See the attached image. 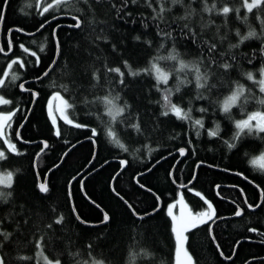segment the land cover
Segmentation results:
<instances>
[{
    "label": "trees",
    "instance_id": "obj_1",
    "mask_svg": "<svg viewBox=\"0 0 264 264\" xmlns=\"http://www.w3.org/2000/svg\"><path fill=\"white\" fill-rule=\"evenodd\" d=\"M48 2L0 0V48L9 51V42L12 47L9 54L0 52V76L12 60L25 62L23 69L12 66L0 88V95L11 101L0 104V113L20 109L5 131L17 151L6 150L0 138L6 150L0 170L13 172L11 188L0 185V192L12 194L0 198V230L11 233L7 240L0 236L6 264H46L42 255L61 264H175L173 221L165 208L180 195L193 212L207 208L205 199L216 209V218L186 232L194 264H264V167L251 161L264 155V133L245 129L234 138L236 121L264 111L258 83L264 68V4L249 12L243 0H206L209 8L215 5L206 12L205 0H66L41 15ZM225 6L232 9L227 15L221 12ZM73 17L82 21L80 28L70 27L76 23ZM249 31L257 35L240 43ZM203 41L215 42L216 49L210 54ZM236 44L239 47H230ZM173 49L177 60L157 59L174 54ZM180 59L199 62L212 87L197 88L194 71H181ZM212 59L217 63H210ZM125 61L138 75L130 74ZM154 62L171 73L167 84L143 71ZM224 62L232 68H220ZM117 67L124 73L123 84L117 73L107 71ZM13 72L19 79H11ZM249 72L253 80L247 78ZM27 80L34 81L25 84L30 91L24 92L19 85ZM237 84L243 85L244 94L225 113L223 101ZM32 90L38 93L33 106ZM168 90L172 103L185 112L191 109L189 119L161 115ZM54 93L72 105L67 109L72 123L51 119L47 102ZM104 97L124 112L113 118ZM196 119L203 121L202 128L194 124ZM217 125L218 135L210 136ZM42 140L48 147L36 167ZM122 160L128 162L124 168ZM47 173L49 191L41 193L38 174L44 181ZM178 184L189 185L181 189ZM245 199L255 209L248 208ZM129 204L141 215H152L140 220ZM238 207L243 209L239 216ZM60 216L62 223H55Z\"/></svg>",
    "mask_w": 264,
    "mask_h": 264
},
{
    "label": "snow or ice",
    "instance_id": "obj_2",
    "mask_svg": "<svg viewBox=\"0 0 264 264\" xmlns=\"http://www.w3.org/2000/svg\"><path fill=\"white\" fill-rule=\"evenodd\" d=\"M66 0H49V2L47 3L46 6H44L41 10V15H43L46 12H49L50 9H54L58 6H60L62 3H65ZM133 3L136 2V0H132ZM183 0H171L172 4H177V3H182ZM261 4H264V0H252V2L250 3L249 0H243V5L244 7H246V9L251 12L253 8L259 7ZM151 6V5H149ZM3 8L4 5H0V21L3 20ZM213 9H215V5L213 4L211 8H209L207 6L206 0H205V8L204 11L206 12H211ZM165 7L163 4L160 5L159 8V14H163L165 12ZM232 9H230L229 7L225 6L221 9V12L224 15H227L229 12H231ZM238 11V10H237ZM129 15H131V13H129ZM53 19H56L57 17L53 16ZM162 18V16H161ZM73 19L76 21V23L74 25H71L70 27H75V28H80L82 21L79 19V17H73ZM154 19H156V17H154ZM185 19H187V17H185ZM147 25H145L146 27ZM41 28L44 27V24L40 25ZM185 28L188 27L187 24L184 25ZM19 31H23L22 29H20ZM53 34L55 35V29L53 30ZM183 34V33H182ZM164 36L170 37L171 33L170 32H163ZM191 38L193 40H195V36L196 33L194 31L190 32ZM237 35H239V33H237ZM257 34L255 31H249L247 33L246 36H242L240 38V43H243L245 40H248L250 37H255ZM136 40H139L140 37L137 36L135 37ZM147 43H151V41H148ZM203 43L208 44V52L211 54L217 47L216 43H208L207 41H203ZM20 47L23 49L24 52H28L29 50L27 48H24L23 45H20ZM231 48H236L239 47L238 44L236 45H230ZM9 48H11V42H9ZM56 48H57V54H59V40L57 39L56 41ZM113 50H115V45H113ZM4 49L0 48V52H3ZM40 51H43V48L40 49ZM173 53L169 55L168 57H158V60H163V59H169V60H177L178 59V53L175 52V49H173ZM32 56H36L35 52L31 53ZM221 56L224 55L223 52L220 53ZM230 59L232 61L236 60V56L235 55H231ZM179 69L182 71L184 69H188L191 68L194 73H195V81H196V87L197 88H210L212 87V85H209L208 81L210 79V75L208 72H201L200 70V64L199 62L197 63H193V64H188L186 63L183 59H180L179 61ZM249 63H251V59H249L248 61ZM36 63L39 64V57L36 56ZM210 63L215 64L217 63V61L215 59H212L210 61ZM125 67H129V71L130 74L132 76H136L138 75L137 72H132L130 69V66L128 65L127 61L124 62ZM13 65H19L20 68H24L25 67V62L22 59H14L11 61V63L8 65L7 70H5L2 74V76H0V88H3L5 86V82L9 77V73L12 69ZM232 63L229 62H224L222 64H219V67L222 68L223 70L227 71L230 68H232ZM108 72H115L120 76V83L123 84L124 80H123V76L124 73L121 71L120 68H107ZM144 72H153L155 74V78L157 80L158 83H164L167 84L168 79L171 75V73H167L165 72L158 63L154 62L151 65V69L145 68L143 69ZM45 76L48 75V72L46 71L44 73ZM247 78L249 80H253L254 79V75L253 73L249 72L246 74ZM260 75L261 77H264V68L260 69ZM99 77H97L98 79ZM11 79L12 80H17L19 79V77L13 72L11 74ZM39 79V77H38ZM25 83H27V81H25ZM181 83H185V81H181ZM258 83L261 85V91L264 92V79H261L258 81ZM20 89L22 91H30V89H27L24 87V84H20L19 85ZM177 91H179V86H177ZM244 87L243 85H239L237 84L235 87V90L231 93V95H229L228 97L225 98V100L223 101L222 104V110L225 113H229L231 108L236 104L237 100L239 99L240 96H242L244 94ZM170 94H171V90H168V92L163 96V108L164 110L161 112L162 116H168L169 113L175 115L178 119H189V113L191 112V109L189 108L187 112H185V110L181 107H179L177 104H174L171 102L170 100ZM38 95V93H33V96ZM198 98H203L198 97ZM54 100H60L61 103L65 104L67 107H72V105L68 104L67 101H65L63 99V97L60 96L59 93H57L56 95L53 96ZM104 102L106 103V105H108V113L109 115H112L113 118H115L116 115H120L124 112V107H117L114 103L113 99H109L108 97H104ZM118 99V97L116 98ZM0 103L2 104H10L11 101L4 99L3 97H0ZM261 103H264V101H261ZM20 109H16L15 111H19ZM15 111H11L8 114H3L0 113V138H2L5 135V125H7L8 127L11 126V120L12 117L15 115ZM200 112H205L206 109L205 108H200L199 109ZM65 119L67 120V117H65ZM256 121L255 124H253L252 122ZM68 123H72L71 120H67ZM236 128L239 130L236 134H235V139H239L240 135L244 132L245 129L248 130V132H252V131H258L261 133H264V112H254L248 115L247 119H243V120H239L236 121ZM194 124L199 126V127H203V121L201 119H196L194 121ZM76 127H82V125L80 124H76ZM133 127H135L138 131H139V125H133ZM93 131V135H95V129L92 130ZM219 133V125L216 126L215 130H209L208 134L210 136H217ZM59 131L56 132V135H59ZM199 134V133H197ZM109 135H111L113 137V140L116 143H119L118 140H116V137L113 133H109ZM7 143V141H5ZM236 145L233 144H229L230 148H234ZM44 148H47L48 145L45 142L43 145ZM120 147H123V145L121 144ZM6 150H10L11 152H16V146L14 144L8 143V149ZM6 150H0V159L6 158L5 157V151ZM181 154L184 153V150L181 149L180 150ZM259 160H264V155H262ZM122 164L126 165L128 162L127 161H121ZM253 163H257L256 160L253 161ZM262 167H264V165H261ZM11 179H12V173H7L6 176H0V185H5L8 188H11ZM193 179H195V177H193ZM141 187H143L141 185ZM183 187H187L186 185H183ZM38 188L40 190L41 193H47L49 191L47 183H40L38 185ZM192 189H189V191H191ZM150 191V189H149ZM11 192L5 194L4 192H0V198H5V196H11ZM197 196H200L201 194L199 192L196 193ZM262 195H264V193H262ZM202 199H204L203 197H201ZM5 202H7V200L5 199ZM205 204L207 205V208L204 211H198V212H192V211H185V208L182 207L180 210V214H179V219H177V217L172 213V209L175 207V205H170L168 208V214L172 217V220L175 222L174 223V227H173V232L175 234V239L177 242V247H176V255H177V264H183V262L180 260V256L181 253H183L184 257L188 260L191 261V256L188 254V252L185 249V244L187 242L188 237L185 235L186 232H188L190 229H194L196 227H198L201 223H207L210 220H213V217L215 216V209L213 208V205L211 204V202L207 201L205 199ZM181 204H183V200L181 199ZM245 204H247V200L245 199ZM248 208H252L253 205L251 204H247ZM260 205L257 204L256 207H259ZM130 211L132 212V214L134 216H136L138 219L140 220H144L146 216L148 215H152V213H145L144 215H141L139 213L136 212L135 208L132 205H128ZM243 212V209L238 207V210L236 211L235 215L239 216L241 215ZM109 216L107 214L104 215L103 218V222L107 223L109 221ZM63 221V217L60 216L55 223L60 224ZM49 228H51V225L48 226ZM250 231L255 232L256 229H250ZM0 236H2L5 240H7L10 236L11 233H8L6 231H2L0 230ZM42 239V238H41ZM214 239V237H213ZM2 243H0V247H2ZM37 247H40V243H37ZM89 247H91V245H89ZM42 255V252H41ZM221 255H223V253H221ZM230 257H226V259H228ZM21 259H28L27 257H21ZM43 259L46 261V264H61V261L59 259H56L54 262L51 260H48L47 257H43ZM0 264H6V259L3 255H0ZM93 264H103L102 261H94Z\"/></svg>",
    "mask_w": 264,
    "mask_h": 264
},
{
    "label": "rangeland",
    "instance_id": "obj_3",
    "mask_svg": "<svg viewBox=\"0 0 264 264\" xmlns=\"http://www.w3.org/2000/svg\"><path fill=\"white\" fill-rule=\"evenodd\" d=\"M249 2L251 3L252 2V0H249ZM261 79H264V77H261L260 78V80ZM260 87H261V85H260ZM264 93V92H263ZM57 93H54L53 94V96L54 95H56ZM231 95V94H230ZM53 96H51L50 97V99H49V101H48V106H49V111H50V113H51V116L53 117V119H55L56 117H57V115L58 114H61L63 117H62V119H64V120H66L65 119V117H67L68 119L67 120H71V118L69 117V114H68V112H67V109H68V107L65 105V104H63V103H61V101L60 100H54L53 99ZM61 97H63V99L65 100V101H67L66 100V98L63 96V95H60ZM0 97H3V96H1L0 95ZM4 99H5V97H3ZM225 100V99H224ZM238 101V100H237ZM68 103V102H67ZM0 104H2V103H0ZM67 107V108H66ZM254 112H264V111H262V110H256V111H253V112H251V113H254ZM251 113H249V114H251ZM3 114H8L7 112L6 113H3ZM248 114V115H249ZM68 115V116H67ZM248 115L245 117V118H243V119H247V117H248ZM52 119V120H53ZM243 119H241V120H243ZM54 121V120H53ZM253 124H255L256 123V121H253L252 122ZM8 126L7 125H5V129L7 128ZM3 139L5 140V141H7V143H6V145L8 146V143H11V144H14L7 136H3ZM15 145V144H14ZM0 150H5L4 148H1L0 147ZM6 152V151H5ZM263 155V154H262ZM262 155H259V156H257V157H255V158H253V160H251L252 161V163H253V161L254 160H256L257 161V163H255V165L256 166H259V167H262L261 165H264V160H259V158L262 156ZM254 164V163H253ZM7 173H12V179H11V184H12V182H13V172L12 171H10V170H0V176H6V174ZM2 186H5V185H2ZM174 202H171V203H169L168 204V206H167V211H168V208H169V206L170 205H172ZM182 207H184L185 208V211L187 212V210H188V206L186 205V203L183 201V204H181V208ZM179 210V209H178ZM192 210V209H191ZM172 213L177 217V219H179V214H180V211H174V210H172ZM174 221H173V227H174ZM185 235H186V233H185ZM176 247H177V242H176ZM185 249H186V251L188 252V254L191 256V254H190V252H189V250H188V248H187V245L185 244ZM42 257H44L43 255H42ZM180 260L183 262V264H194V262H193V259H192V256H191V261H188L185 257H184V255H183V253H181V256H180ZM54 262V261H53ZM176 264H177V255H176Z\"/></svg>",
    "mask_w": 264,
    "mask_h": 264
},
{
    "label": "water",
    "instance_id": "obj_4",
    "mask_svg": "<svg viewBox=\"0 0 264 264\" xmlns=\"http://www.w3.org/2000/svg\"><path fill=\"white\" fill-rule=\"evenodd\" d=\"M27 35H32L33 33H26ZM55 38H56V41H57V34H56V30H55ZM12 50V49H11ZM10 50V51H11ZM10 51L9 52H7V54H9L10 53ZM58 55V54H57ZM57 58V57H56ZM30 81H34V80H27V83L28 82H30ZM23 84H24V87L25 88H27L26 87V83H25V81H23L22 82ZM21 83V84H22ZM28 89V88H27ZM33 91V93H37L36 91H34V90H32ZM25 92V91H24ZM37 97H38V95H36V96H34V100H33V103H32V106H33V104L35 103V100L37 99ZM30 114V113H29ZM29 116V115H28ZM25 121H26V119H25ZM25 121H24V123H25ZM24 123H22L21 125H20V127H19V129H18V132H17V137H18V139L20 140V141H22L23 139L21 138V136H20V129H21V126L24 124ZM25 142V141H24ZM42 143H43V145H44V143L46 142L47 143V145H48V142L47 141H45V140H42L41 141ZM29 143V142H28ZM95 146H96V143H95ZM47 148H42L41 149V151L38 153V155H37V157H36V160H35V166L37 167V159H38V157H39V155L43 152V151H45ZM180 151V150H179ZM181 153V152H180ZM185 154V150H184V153L183 154H181L182 156ZM122 161H125V160H122ZM126 165H124V164H122V168H124ZM48 175H49V173H47V175H46V178H45V180L43 181L42 179H41V176L38 174V179H39V184L40 183H47V178H48ZM181 188H183V185H180V184H178ZM189 184H187V186H188ZM261 191V193H262V190H260ZM159 202H160V205H159V207L161 206V200H159ZM158 207V208H159ZM254 207H252V209H253ZM255 209V208H254Z\"/></svg>",
    "mask_w": 264,
    "mask_h": 264
},
{
    "label": "flooded vegetation",
    "instance_id": "obj_5",
    "mask_svg": "<svg viewBox=\"0 0 264 264\" xmlns=\"http://www.w3.org/2000/svg\"><path fill=\"white\" fill-rule=\"evenodd\" d=\"M3 53L5 54V53H7V51L6 50H4L3 51ZM171 202H174L173 204L175 205V207L172 209V210H174V211H180L181 210V198H178V199H176V200H174V201H171ZM171 202H169V203H171ZM185 203H186V205L188 206V210L187 211H192L191 209H190V205L187 203V201H184ZM169 203H167V205H166V208H165V212L166 213H168V211H167V206H168V204ZM172 204V205H173ZM213 208L215 209V207L213 206ZM179 209V210H178ZM214 218H216V209H215V216L213 217V219ZM173 221V220H172Z\"/></svg>",
    "mask_w": 264,
    "mask_h": 264
}]
</instances>
